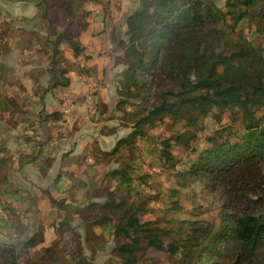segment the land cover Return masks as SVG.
<instances>
[{"label": "trees", "instance_id": "1", "mask_svg": "<svg viewBox=\"0 0 264 264\" xmlns=\"http://www.w3.org/2000/svg\"><path fill=\"white\" fill-rule=\"evenodd\" d=\"M40 1L46 18L59 0ZM90 16L82 9L70 22L83 33ZM124 25L115 109L129 131L112 149L93 151L105 170L75 216L63 199H51L65 212L59 228L80 218L88 245L94 229L108 233L110 259L85 256L77 234L68 264H264V0H139ZM79 33H51L54 88L67 87L70 65L89 58ZM0 108H7L1 97ZM62 113L42 109L40 117ZM159 127L170 133H153ZM44 231L38 225L19 245L0 240V264L61 262L67 243L57 237L43 245Z\"/></svg>", "mask_w": 264, "mask_h": 264}, {"label": "crops", "instance_id": "2", "mask_svg": "<svg viewBox=\"0 0 264 264\" xmlns=\"http://www.w3.org/2000/svg\"><path fill=\"white\" fill-rule=\"evenodd\" d=\"M9 8L4 6L9 14H18V19L33 20L37 13L32 5ZM102 25L101 33L94 32L93 24L90 30L79 33L89 58L78 63L87 72L81 73L79 65H70L67 87L52 86V47L38 42L34 38L37 33H17L27 42L12 45L10 37L9 51L0 52V97L7 106L6 110L0 108V159H6L0 181V200L5 206V210L0 208V229H9L21 242L38 225L45 229L43 245L57 238L55 215L59 212L63 217L64 211L51 199H63L68 207L86 203L92 190L101 184L105 170L103 163L94 159L93 151L112 149L129 131L115 109L116 85L125 69L118 46L125 38V25H121V33H111L112 27L105 22ZM64 56L75 61L68 50ZM66 95L72 96L74 111L69 122L73 126L65 130L62 117L43 120L40 112L60 110ZM89 157L94 160L87 165ZM51 230L54 234L49 237ZM12 239L0 237L7 244H14Z\"/></svg>", "mask_w": 264, "mask_h": 264}, {"label": "rangeland", "instance_id": "3", "mask_svg": "<svg viewBox=\"0 0 264 264\" xmlns=\"http://www.w3.org/2000/svg\"><path fill=\"white\" fill-rule=\"evenodd\" d=\"M64 1L66 0H59L56 4L51 5L48 8V13L47 17L44 18L42 15L43 9L40 6V0H0V26L3 25L8 29L7 33V38H6V43L10 42V37H12V45L20 46L24 45L27 41H24V38H21L20 36H17V33H37L34 35V38L38 40L42 45L48 46L50 44V37L51 35L53 36L54 34L51 33H59L62 31L67 30L68 33H79L80 32V26L75 23V22H70L72 19L77 16L78 11L82 9H87L91 10V16L88 18V21L90 24H93L94 27V32L96 33L102 28V21H100L99 18L97 20H92L93 15H97L99 13H104L103 16V23L105 22L107 26L112 27L111 33H121L122 28L121 25L124 24V18L125 16L133 11L134 9L137 8L139 4V0H99V3H93V2H86L83 5L79 3L78 0H67L68 3V9L69 11H75V15H71L70 13L67 12V10L64 8L63 4ZM216 3L221 6L223 4L224 0H215ZM32 5L36 6L37 10V15L32 19L27 18V17H21L20 19L16 18L15 16H18V14H9V11L4 10V6H6L7 10H10L9 7L12 8V6L15 5ZM4 5V6H2ZM12 5V6H11ZM19 9V6H18ZM20 11V10H18ZM19 13V12H18ZM74 13V12H73ZM2 14L4 17H2ZM30 13H28L29 15ZM32 20V21H31ZM78 20V19H77ZM2 22L4 24H2ZM95 22V23H94ZM75 23V24H74ZM2 27V26H1ZM110 29V28H109ZM88 30H90L88 28ZM86 32V31H84ZM83 32V33H84ZM90 32V31H89ZM88 32V33H89ZM16 33V34H15ZM50 33V34H49ZM101 33V32H98ZM55 38V35L53 36ZM53 38V39H54ZM28 40V39H27ZM10 45V44H7ZM3 46V45H2ZM64 97H68L71 99L73 102V98L71 95H66ZM62 106H61V111L63 112L64 110V103L62 101ZM73 114V113H72ZM76 117V116H75ZM62 122L65 130L72 126L65 120V117L62 113ZM69 124H66V123ZM154 132L157 133H163V134H168L170 133L166 127H159L157 128ZM92 157L86 159L87 165L92 161ZM86 165V167H87ZM115 164H111L110 166H114ZM144 169L149 172L153 173H159L160 169L157 167H152L148 168L145 164ZM168 185V183H165V186ZM95 189V188H94ZM93 189V190H94ZM92 190V191H93ZM89 199V198H88ZM87 199V200H88ZM101 200V199H97ZM85 204V202H84ZM191 208V205H188ZM70 210H72V214L74 213V210L78 205H71L69 206ZM64 216L62 217L61 214L58 212V215L56 216L57 223L60 222V220L65 217V212ZM75 216V214H73ZM62 217V218H61ZM154 216L151 214H146L144 216L145 219H152ZM60 218V220H59ZM58 232L57 237L61 238L64 240L67 245V250L64 251L63 258L61 262L58 264H68L70 262V255H69V250L72 248L73 245L76 244V235L79 234L81 236V243L83 246L84 254L88 258L92 259L94 262L102 263L105 261H108L110 259V249L113 245V240L112 238L108 235V233H105L104 235H100V229L96 228L94 229L95 234L91 235L89 245L84 242V229L81 226V220L80 218L77 217H72L69 219V227H57ZM1 230L0 229V237L4 240H11L13 238V242L15 245L21 244V239H15V235L11 233L9 229L7 230ZM51 233V235H50ZM12 234V235H11ZM54 232L51 230L48 234L49 237L53 236ZM40 252L38 249H35L33 251V256L37 257L39 256ZM44 264H47L44 262Z\"/></svg>", "mask_w": 264, "mask_h": 264}, {"label": "built area", "instance_id": "4", "mask_svg": "<svg viewBox=\"0 0 264 264\" xmlns=\"http://www.w3.org/2000/svg\"><path fill=\"white\" fill-rule=\"evenodd\" d=\"M63 103H64V110H63V115L65 117V120L67 122H70L72 119V113L74 111V102L69 99L68 97L63 98Z\"/></svg>", "mask_w": 264, "mask_h": 264}]
</instances>
